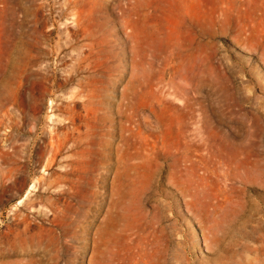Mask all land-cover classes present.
Wrapping results in <instances>:
<instances>
[{
	"label": "rangeland",
	"instance_id": "374dc122",
	"mask_svg": "<svg viewBox=\"0 0 264 264\" xmlns=\"http://www.w3.org/2000/svg\"><path fill=\"white\" fill-rule=\"evenodd\" d=\"M0 264H264V0H0Z\"/></svg>",
	"mask_w": 264,
	"mask_h": 264
},
{
	"label": "bare ground",
	"instance_id": "6f19581e",
	"mask_svg": "<svg viewBox=\"0 0 264 264\" xmlns=\"http://www.w3.org/2000/svg\"><path fill=\"white\" fill-rule=\"evenodd\" d=\"M234 90H235V89H234ZM230 106H231V105H230ZM231 117H232V116H231ZM226 120H227V119H226ZM229 120H230V118H229ZM240 121H241V120H240ZM239 124H240V123H239ZM241 125H242V124H241ZM228 126H230V125H228ZM242 127H243V126H242ZM242 127H241V128H242ZM232 132H233V131H232ZM232 132H231V133H232ZM229 134H230V133H229ZM230 135H232V134H230ZM235 136H236V135H235ZM239 136H240V135H239ZM243 136H244V135H243ZM237 138L239 139V137H237ZM237 138H236V140H237ZM234 139H235V138H234ZM236 140H235V142H236ZM226 141H227V140H226ZM231 141H232V140H231ZM237 141H238V140H237ZM225 143H226V142H225ZM228 144H229V141H228ZM232 144H234V143L232 142ZM232 144H231V145H232ZM231 145H230V146H231ZM241 145H242V144H241ZM225 146H227V145H225ZM231 147H232V146H231ZM226 148H227V147H226ZM227 149H228V148H227ZM230 149H232V148H230ZM233 149H234V147H233ZM233 149H232V150H233ZM232 150H231V151H232ZM234 150H235V149H234ZM234 150H233V151H234ZM236 150H237V149H236ZM232 153H233V152H232ZM251 153H252V152H251ZM234 156H235V155H234ZM248 156H249V155H248ZM248 156H247V158H248ZM233 158H236V157H233ZM225 159H226V158H225ZM239 159H240V157H239ZM249 159H250V158H249ZM229 160H230V159H229ZM231 160H232V158H231ZM236 160H237V159H236ZM226 161H228V160L226 159ZM241 161H242V160H241ZM241 161H239V162H241ZM230 163H231V162H230ZM233 163H234V162H233ZM248 163H249V162H248ZM249 164H250V163H249ZM234 165H236V164H234ZM231 167H232V166H231ZM237 167H238V166H237ZM231 169H232V168H231ZM238 169H239V168H238ZM238 171H239V170H238ZM237 173H239V172H237ZM237 173H236L235 175L233 174L234 176L232 175V177L234 178V177L237 175ZM238 175H239V174H238ZM237 178H239V176H238ZM216 195H218V194H216Z\"/></svg>",
	"mask_w": 264,
	"mask_h": 264
}]
</instances>
